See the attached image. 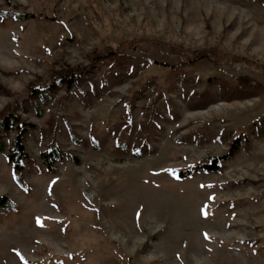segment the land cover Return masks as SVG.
<instances>
[{"label": "rangeland", "instance_id": "rangeland-1", "mask_svg": "<svg viewBox=\"0 0 264 264\" xmlns=\"http://www.w3.org/2000/svg\"><path fill=\"white\" fill-rule=\"evenodd\" d=\"M0 197V264H264V0H0Z\"/></svg>", "mask_w": 264, "mask_h": 264}, {"label": "trees", "instance_id": "trees-1", "mask_svg": "<svg viewBox=\"0 0 264 264\" xmlns=\"http://www.w3.org/2000/svg\"><path fill=\"white\" fill-rule=\"evenodd\" d=\"M18 18H24V15H17ZM131 42H134V41H131ZM125 43H121V48L124 49L125 47ZM122 50H120L119 52H121ZM242 59V58H241ZM9 120H11L12 122H14L15 120L13 118H11L10 116L8 117H5L2 121V125L7 127L8 124L10 123ZM18 150L20 152V155L19 157L15 160L14 159V155L13 153H11L9 156H10V161L11 162H14V167L17 169V170H22V165L20 163L21 159L24 158V156H26V150H25V146L24 144L22 143V135L19 136V139H18ZM15 152V151H14ZM59 155V151L57 149H54V150H51L49 152H43V159L45 161V163L51 167V157L52 156H55V155ZM15 160V161H14ZM222 158L221 157H212L210 158L208 161H203L201 163H199L198 165H196L195 168L193 169H189L186 173H183L181 172L180 175H192L194 174L196 171H199V170H206V171H214V172H217L220 170V168L222 167ZM0 200H4L3 197H0Z\"/></svg>", "mask_w": 264, "mask_h": 264}, {"label": "snow or ice", "instance_id": "snow-or-ice-1", "mask_svg": "<svg viewBox=\"0 0 264 264\" xmlns=\"http://www.w3.org/2000/svg\"><path fill=\"white\" fill-rule=\"evenodd\" d=\"M206 214H207V213H205V215H206ZM37 222H38V223H40V221H39V220H38ZM206 238H207V237H206Z\"/></svg>", "mask_w": 264, "mask_h": 264}]
</instances>
